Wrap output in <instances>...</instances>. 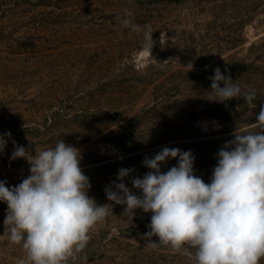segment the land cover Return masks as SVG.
<instances>
[{"label": "rangeland", "instance_id": "rangeland-1", "mask_svg": "<svg viewBox=\"0 0 264 264\" xmlns=\"http://www.w3.org/2000/svg\"><path fill=\"white\" fill-rule=\"evenodd\" d=\"M125 10L153 30L157 62L143 74L136 67L143 34L123 27ZM216 68L255 90L251 105L243 95L217 102L209 79ZM262 105L264 0H0V134L11 133L0 181L11 188L30 175L26 159H11L17 145L35 155L63 140L80 151L87 194L112 205L70 264H193L163 245L147 247L151 213L136 209L131 218L105 189L131 169L122 182L142 195L131 180L165 147L191 151L194 174L210 183L234 133L260 131ZM177 163L169 158L161 171ZM6 211L0 201V264H19L26 254L3 236Z\"/></svg>", "mask_w": 264, "mask_h": 264}, {"label": "clouds", "instance_id": "clouds-1", "mask_svg": "<svg viewBox=\"0 0 264 264\" xmlns=\"http://www.w3.org/2000/svg\"><path fill=\"white\" fill-rule=\"evenodd\" d=\"M132 16L125 10L121 23L131 32L142 31L136 67L143 74L157 62L152 56L153 30L151 25L141 29ZM167 41V34L160 32L162 48ZM214 73L209 79L217 102L243 95L252 104L255 90L242 89L220 68ZM255 125L260 131L235 132V138L218 151L210 183L194 174L191 151L165 147L145 158L149 171L143 178L131 180L142 195L133 194L122 182L132 170L120 169L121 182L105 189L108 201L124 205L131 218L136 209L151 213L150 230L144 236L151 249L163 245L193 264H260L264 259V105ZM5 135L11 133L0 134V153L7 145ZM17 158L29 162L30 175L11 188L0 181V201L7 205L3 236L25 252L19 264H70L86 249L112 205H98L87 194L91 184L80 167V151L63 140L35 155L17 145L11 159ZM169 158L178 159L177 166L162 172L161 165Z\"/></svg>", "mask_w": 264, "mask_h": 264}]
</instances>
